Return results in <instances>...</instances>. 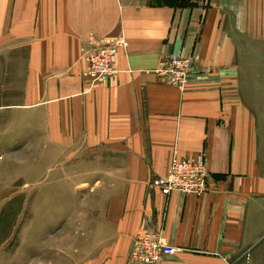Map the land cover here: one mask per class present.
I'll use <instances>...</instances> for the list:
<instances>
[{
  "label": "crops",
  "instance_id": "obj_1",
  "mask_svg": "<svg viewBox=\"0 0 264 264\" xmlns=\"http://www.w3.org/2000/svg\"><path fill=\"white\" fill-rule=\"evenodd\" d=\"M138 2L0 0V109L42 114L55 145L100 163L113 235L92 264H134L157 230L176 250L159 264H264V90L237 62L242 36L264 41V0ZM121 37L118 73L92 85L86 54ZM177 56L193 60L183 89L155 72ZM174 154L204 161L213 190L150 187Z\"/></svg>",
  "mask_w": 264,
  "mask_h": 264
},
{
  "label": "rangeland",
  "instance_id": "obj_2",
  "mask_svg": "<svg viewBox=\"0 0 264 264\" xmlns=\"http://www.w3.org/2000/svg\"><path fill=\"white\" fill-rule=\"evenodd\" d=\"M184 1L186 8L208 2ZM241 40L238 74L256 76L264 90V41ZM44 125L42 114L0 109V264H92L88 255L98 254L113 235L102 186L109 180L92 178L100 163L92 162L90 149L77 162L76 148L55 145L60 141Z\"/></svg>",
  "mask_w": 264,
  "mask_h": 264
},
{
  "label": "built area",
  "instance_id": "obj_3",
  "mask_svg": "<svg viewBox=\"0 0 264 264\" xmlns=\"http://www.w3.org/2000/svg\"><path fill=\"white\" fill-rule=\"evenodd\" d=\"M126 48L127 42L121 37L118 44L100 45L86 54L88 75L92 85L118 73L115 60L118 52ZM192 67V58L177 56L162 62L155 72L164 83L183 89ZM214 184L215 179L207 170L204 161L180 159L174 154L166 175L151 179L149 185L168 197L172 192L200 196L211 192ZM175 253L173 247L164 243L162 232L157 230L135 238L129 260L134 264H158L165 256Z\"/></svg>",
  "mask_w": 264,
  "mask_h": 264
},
{
  "label": "trees",
  "instance_id": "obj_4",
  "mask_svg": "<svg viewBox=\"0 0 264 264\" xmlns=\"http://www.w3.org/2000/svg\"><path fill=\"white\" fill-rule=\"evenodd\" d=\"M182 3H185V1L184 0H163V2L157 6H165V7L176 8V9L186 8V6H183Z\"/></svg>",
  "mask_w": 264,
  "mask_h": 264
}]
</instances>
